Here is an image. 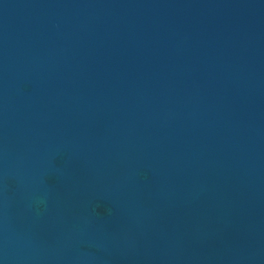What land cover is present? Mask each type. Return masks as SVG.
<instances>
[{"label":"water","instance_id":"obj_1","mask_svg":"<svg viewBox=\"0 0 264 264\" xmlns=\"http://www.w3.org/2000/svg\"><path fill=\"white\" fill-rule=\"evenodd\" d=\"M0 264H264V0H0Z\"/></svg>","mask_w":264,"mask_h":264}]
</instances>
